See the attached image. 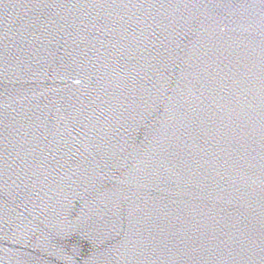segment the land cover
<instances>
[{
    "label": "water",
    "instance_id": "95a60500",
    "mask_svg": "<svg viewBox=\"0 0 264 264\" xmlns=\"http://www.w3.org/2000/svg\"><path fill=\"white\" fill-rule=\"evenodd\" d=\"M0 264H264V0H0Z\"/></svg>",
    "mask_w": 264,
    "mask_h": 264
}]
</instances>
